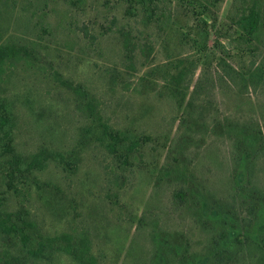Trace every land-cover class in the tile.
<instances>
[{
    "label": "rangeland",
    "instance_id": "374dc122",
    "mask_svg": "<svg viewBox=\"0 0 264 264\" xmlns=\"http://www.w3.org/2000/svg\"><path fill=\"white\" fill-rule=\"evenodd\" d=\"M135 1L130 8L129 0H0V101L5 116L4 121L0 118V190L6 208L28 211L45 234L87 238L101 264H152L154 230L186 233L191 251L205 244L192 217L175 209L176 183L159 187L158 181L161 167L173 162L170 150L183 128L181 111L163 94V77L158 71L148 74L169 56H198L188 46L176 47L172 28L181 27L196 38L209 60L199 63L190 83L188 95L203 80L208 98L196 115L205 108L207 123L231 117L258 122L264 131V85L240 94L217 68L225 58L248 74L264 56V49L253 52L245 46L223 50L239 35L228 18L233 0L213 9L207 24L198 18L178 22L176 16L183 19L185 12L166 0L156 1L154 12ZM122 32L129 34V51ZM146 75L157 84L144 92L141 78ZM79 86L95 106L93 114L79 105ZM100 122L152 140L140 146L133 165L121 168L100 139ZM10 140L14 154L23 160L45 153L44 168L13 173L15 167L7 162ZM198 145L185 156L188 166L196 167L197 175L213 188L229 186L231 142L210 132ZM12 256L26 254L0 240V264ZM51 264L76 263L59 255Z\"/></svg>",
    "mask_w": 264,
    "mask_h": 264
},
{
    "label": "trees",
    "instance_id": "16d2710c",
    "mask_svg": "<svg viewBox=\"0 0 264 264\" xmlns=\"http://www.w3.org/2000/svg\"><path fill=\"white\" fill-rule=\"evenodd\" d=\"M156 1L140 0L144 9L153 11ZM169 4H176L185 15L176 16L179 20L198 18L199 22L207 24L212 17L213 9H218L224 0H166ZM135 0H129L130 8ZM154 12V11H153ZM229 21L236 28L239 35L224 51L234 50L262 51L264 49V0H233L229 13ZM175 33L176 47L188 46L198 56L188 55L169 56V60L155 71L163 77L164 95L174 100L178 111H181L179 125L183 131L174 139L173 162L161 167L158 181L176 183L173 192V204L179 210L192 217L199 231L205 235L202 250L191 251L192 245L186 233H173L154 230L150 233L153 249L151 250L152 264H264V184L260 182V174L264 177V131L258 122L225 117L224 120L214 119L211 123L205 121V108L200 115L196 109L208 103L207 93H203V80L191 90V79L198 69L199 63L205 59L204 48L199 41L185 32L181 27L172 28ZM125 48L129 51L131 41L129 34L122 32ZM167 46L170 44L167 39ZM220 45V44H219ZM245 46V48L243 47ZM149 52L152 46L148 47ZM4 55L0 49V59ZM129 59L131 55L127 54ZM227 78L238 88L240 94L249 87L264 85V56L260 63L252 64L248 74L238 71L227 59L221 58L217 62ZM205 72V71H204ZM204 73V77L207 75ZM120 77V76H119ZM114 76V79L118 78ZM145 76L141 78L144 92L153 90L157 82L149 81ZM205 80V79H204ZM146 82V84H145ZM151 85V88L148 86ZM83 100L79 105L86 111L95 112V106L88 101V94L82 86L75 89ZM204 95V99L202 98ZM85 99V100H84ZM202 101V103H199ZM3 104L0 101V118L5 120ZM98 118V117H97ZM106 149L121 165L130 167L131 160L139 152L140 146L152 138L147 135L135 136L129 131H118L104 123L99 124ZM204 131L201 139L196 140L199 132ZM217 137L225 138L232 144V165L229 176L230 185L213 188L196 173V167L188 166L185 156L192 146L206 141L210 132ZM200 141H202L200 143ZM8 142L7 152L11 154L10 162L17 172L34 173L42 170L47 157L45 153L34 154L29 160H23L15 155V150ZM209 150H207V155ZM20 165H26L24 169ZM123 166V167H122ZM157 184H155L156 186ZM154 223V222H153ZM157 223V221H156ZM152 224L156 227L157 224ZM143 230L145 223L140 222ZM0 240L7 241L15 249L26 254L24 258L12 256L6 264H37L47 262L51 264L59 255L69 256L76 264H101L90 251L87 238L73 237L68 234L48 235L43 233L30 218L26 210L8 211L6 208L5 192L0 190ZM203 242V241H202Z\"/></svg>",
    "mask_w": 264,
    "mask_h": 264
}]
</instances>
